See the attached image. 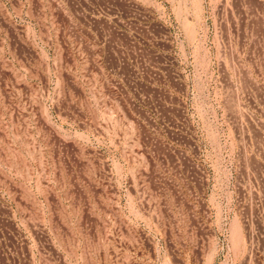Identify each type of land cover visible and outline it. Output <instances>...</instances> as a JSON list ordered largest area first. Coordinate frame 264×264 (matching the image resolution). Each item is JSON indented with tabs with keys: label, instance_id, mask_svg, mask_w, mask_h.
<instances>
[{
	"label": "rangeland",
	"instance_id": "obj_1",
	"mask_svg": "<svg viewBox=\"0 0 264 264\" xmlns=\"http://www.w3.org/2000/svg\"><path fill=\"white\" fill-rule=\"evenodd\" d=\"M0 264H264V0H0Z\"/></svg>",
	"mask_w": 264,
	"mask_h": 264
},
{
	"label": "built area",
	"instance_id": "obj_2",
	"mask_svg": "<svg viewBox=\"0 0 264 264\" xmlns=\"http://www.w3.org/2000/svg\"><path fill=\"white\" fill-rule=\"evenodd\" d=\"M225 101V100H224ZM223 101V102H224ZM241 153V148H237L234 151L235 157L239 158V155ZM242 170L241 165L238 162V164L235 166L234 170L231 173V177L234 176L235 179L231 180L230 184L232 187V195L231 199L229 201L230 209L232 211V215H243L248 213V209L251 208L250 214H248L245 217L251 216V219L258 216V213H254V201L251 200L250 202L247 199V192L245 191L243 182H242ZM257 207V206H256ZM253 231V228H252Z\"/></svg>",
	"mask_w": 264,
	"mask_h": 264
}]
</instances>
